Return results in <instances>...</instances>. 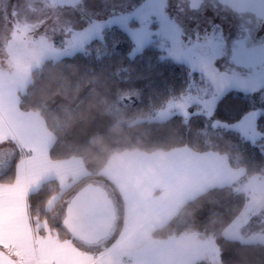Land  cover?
<instances>
[{"label": "trees", "instance_id": "1", "mask_svg": "<svg viewBox=\"0 0 264 264\" xmlns=\"http://www.w3.org/2000/svg\"><path fill=\"white\" fill-rule=\"evenodd\" d=\"M124 47L126 51L127 46ZM106 51L109 50L93 38L82 50L45 58L30 70L29 81L18 92V106L37 111L54 134L50 157L79 155L86 170L60 192L49 207L50 198L59 193L54 179L44 181L29 193L28 209L37 234L70 239L76 245L82 243L72 238L60 221H55L53 212L76 188L87 182L100 184L111 197L117 230L122 199L100 170L114 152L124 149L150 152L186 146L224 154L230 166L242 167L246 175L263 170L264 149L260 147L263 140H258L254 147L251 140L245 141L236 133L217 126V121L224 122L226 115L246 106L241 94L227 95L219 111L211 117L191 111L188 115L174 113L165 119L150 118L168 98L184 93L182 69L171 65L156 69L151 74L153 83L150 85L145 79H129L127 74L119 72L122 66L128 65L126 53L106 57ZM149 55L151 53H145V57ZM140 67H144L143 63ZM16 160L14 156L1 171L0 181L13 179ZM243 203V193L232 184L212 186L186 201L172 217L152 230V236L163 238L188 231L209 234L217 247L220 264H264V242L222 234L224 226L236 216ZM193 264L206 262L197 260Z\"/></svg>", "mask_w": 264, "mask_h": 264}, {"label": "crops", "instance_id": "2", "mask_svg": "<svg viewBox=\"0 0 264 264\" xmlns=\"http://www.w3.org/2000/svg\"><path fill=\"white\" fill-rule=\"evenodd\" d=\"M15 95L9 104L5 97L0 99V143L12 142L10 158L17 156L13 179L0 181V248L13 256L17 264H96L97 260L89 257L91 250L70 239L37 234L32 228L29 193L44 181L54 179L59 193L52 196L53 204L60 192L86 170L79 155L50 157L53 132L37 111L21 109L18 92ZM7 162L0 166V173ZM100 173L110 180L122 199L116 234L100 247L104 250L111 249L119 240L120 246H134L138 240L153 237L152 230L172 217L186 201L212 186H234L244 170L230 166L226 156L219 152L178 146L150 152L135 148L114 152ZM112 255L105 259L111 260Z\"/></svg>", "mask_w": 264, "mask_h": 264}, {"label": "snow or ice", "instance_id": "3", "mask_svg": "<svg viewBox=\"0 0 264 264\" xmlns=\"http://www.w3.org/2000/svg\"><path fill=\"white\" fill-rule=\"evenodd\" d=\"M104 3L102 12L92 14L99 20L97 30H104L97 40L109 50L106 57L126 53L128 65L120 73L152 85L154 70L179 67L189 105L209 117L227 95L241 94L246 106L217 126L251 140L254 147L264 140V0ZM146 52L151 55L145 57Z\"/></svg>", "mask_w": 264, "mask_h": 264}, {"label": "rangeland", "instance_id": "4", "mask_svg": "<svg viewBox=\"0 0 264 264\" xmlns=\"http://www.w3.org/2000/svg\"><path fill=\"white\" fill-rule=\"evenodd\" d=\"M118 3L119 0H109V5ZM105 7L104 0H0V99L5 97L7 104L13 102L15 93L22 91L29 81L30 70L43 59L82 50L93 38L102 35L103 29L98 31L96 27L99 20L92 14L102 12ZM187 95L184 92L168 98L149 117L165 119L174 113H204L201 107L189 105ZM12 144L10 141L0 143V166L11 159ZM234 188L243 193L244 203L224 226L222 234L264 242V168L260 172L244 174ZM54 198L50 199L48 207ZM53 216L55 221H61L62 204L54 210ZM116 227L117 224H113L106 238L79 244L91 250L89 257L95 258L96 264H193L197 260L220 264L213 237L190 231L163 238L149 236L138 240L134 246L122 244V247V240H119L121 243L117 241L111 249L100 250L115 236ZM110 254H114L112 259L106 260L105 256Z\"/></svg>", "mask_w": 264, "mask_h": 264}, {"label": "water", "instance_id": "5", "mask_svg": "<svg viewBox=\"0 0 264 264\" xmlns=\"http://www.w3.org/2000/svg\"><path fill=\"white\" fill-rule=\"evenodd\" d=\"M115 216L113 201L105 188L87 182L69 196L64 205L61 225L72 238L95 243L109 234ZM0 264L17 263L0 248Z\"/></svg>", "mask_w": 264, "mask_h": 264}]
</instances>
